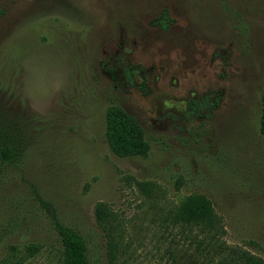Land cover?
I'll return each mask as SVG.
<instances>
[{"label": "rangeland", "instance_id": "rangeland-1", "mask_svg": "<svg viewBox=\"0 0 264 264\" xmlns=\"http://www.w3.org/2000/svg\"><path fill=\"white\" fill-rule=\"evenodd\" d=\"M163 10L167 30L153 25ZM263 88L264 0H0V123L24 128L26 153L7 193L29 211L9 241L41 246L27 264H59L38 194L84 236L92 264H110L99 202L115 215L113 264H216L210 246L198 258L204 234L165 220L196 193L226 245L264 260ZM204 96L217 101L210 117L185 118ZM111 105L138 121L146 157L110 151Z\"/></svg>", "mask_w": 264, "mask_h": 264}, {"label": "trees", "instance_id": "trees-1", "mask_svg": "<svg viewBox=\"0 0 264 264\" xmlns=\"http://www.w3.org/2000/svg\"><path fill=\"white\" fill-rule=\"evenodd\" d=\"M171 22L168 11L163 10L160 17L153 22L154 26L167 30ZM127 80L130 75L125 72ZM217 101L208 96L190 101L187 105L185 118H209ZM259 133L264 140V88L261 96V114L259 120ZM24 128L5 123H0V264H27L41 251V246L34 243L10 242L26 224L28 217L20 215L28 213L24 210L28 204L23 205L25 199L20 194L9 195L12 181L16 172L21 171L20 165L26 157L24 148ZM105 139L110 151L118 157H146L149 152V143L145 139L144 132L138 121L117 105L108 107L105 114ZM24 193V192H22ZM9 200V205L7 203ZM33 199L41 209L51 214L52 226L56 234L59 250V264H92L89 258V248L84 236L76 229L71 228L57 220L45 202L38 194ZM4 203V205H3ZM5 210L6 212H4ZM96 225L106 237V252L109 263L116 260L118 250V238L116 234V220L114 213L103 202L95 205L94 209ZM165 220H169L172 226L192 229L196 228L207 241L200 239L196 242L198 258H202L212 252L223 253L222 258L216 264H264V260L240 247H230L221 239L225 233L222 219L215 211L211 201L203 194H191L179 204L168 210ZM210 246L211 250L205 249ZM203 248V249H201ZM216 248V249H215ZM201 249V250H200ZM212 258L206 262L193 261L192 264H211Z\"/></svg>", "mask_w": 264, "mask_h": 264}]
</instances>
